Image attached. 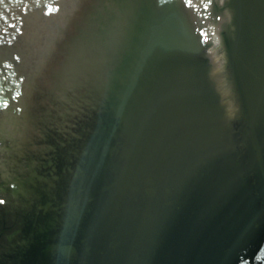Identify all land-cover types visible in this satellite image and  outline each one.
I'll return each mask as SVG.
<instances>
[{
    "label": "water",
    "instance_id": "95a60500",
    "mask_svg": "<svg viewBox=\"0 0 264 264\" xmlns=\"http://www.w3.org/2000/svg\"><path fill=\"white\" fill-rule=\"evenodd\" d=\"M0 95V264H264V0H0Z\"/></svg>",
    "mask_w": 264,
    "mask_h": 264
},
{
    "label": "snow or ice",
    "instance_id": "6c2138e0",
    "mask_svg": "<svg viewBox=\"0 0 264 264\" xmlns=\"http://www.w3.org/2000/svg\"><path fill=\"white\" fill-rule=\"evenodd\" d=\"M46 13H51L53 11L52 7H48L46 8ZM17 60L20 59V57H16ZM10 66V65H9ZM24 77L21 76L20 77V81L19 83H17L16 87H15V95L11 97V100H16L18 97L21 96V85L23 83ZM0 105H2V107L4 109H7L9 107V98H6L2 95H0ZM16 111H19L18 108L15 109ZM0 114H2V112H0ZM5 203V201L3 199H0V205H3Z\"/></svg>",
    "mask_w": 264,
    "mask_h": 264
}]
</instances>
